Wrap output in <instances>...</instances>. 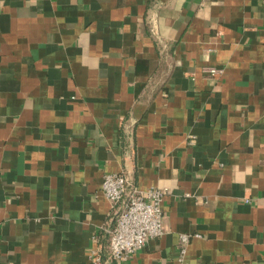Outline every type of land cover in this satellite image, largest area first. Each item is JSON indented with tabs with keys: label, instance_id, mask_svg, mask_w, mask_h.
I'll return each instance as SVG.
<instances>
[{
	"label": "crops",
	"instance_id": "0c3cea01",
	"mask_svg": "<svg viewBox=\"0 0 264 264\" xmlns=\"http://www.w3.org/2000/svg\"><path fill=\"white\" fill-rule=\"evenodd\" d=\"M107 173L166 189L122 261ZM181 233L264 264V0H0V264H179Z\"/></svg>",
	"mask_w": 264,
	"mask_h": 264
},
{
	"label": "built area",
	"instance_id": "2783aa9c",
	"mask_svg": "<svg viewBox=\"0 0 264 264\" xmlns=\"http://www.w3.org/2000/svg\"><path fill=\"white\" fill-rule=\"evenodd\" d=\"M222 70L215 66L204 68L205 74L211 77ZM101 189L114 208L113 223L104 228L108 235V260H125L142 249L148 239L163 234L161 202L166 193L165 188L152 185L141 189L133 185L123 173H107L103 176ZM188 237L187 233L180 235L179 264H188L185 259ZM90 255L101 262L98 247H93Z\"/></svg>",
	"mask_w": 264,
	"mask_h": 264
}]
</instances>
